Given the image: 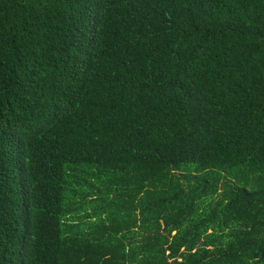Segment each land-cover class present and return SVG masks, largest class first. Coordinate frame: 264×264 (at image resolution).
Segmentation results:
<instances>
[{
	"label": "trees",
	"instance_id": "1",
	"mask_svg": "<svg viewBox=\"0 0 264 264\" xmlns=\"http://www.w3.org/2000/svg\"><path fill=\"white\" fill-rule=\"evenodd\" d=\"M0 264H264V0H0Z\"/></svg>",
	"mask_w": 264,
	"mask_h": 264
}]
</instances>
